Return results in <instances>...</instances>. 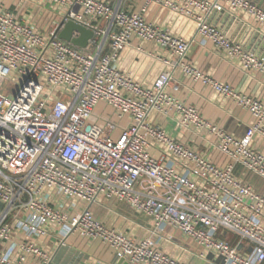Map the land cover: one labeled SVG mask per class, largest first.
<instances>
[{
    "label": "built area",
    "instance_id": "built-area-1",
    "mask_svg": "<svg viewBox=\"0 0 264 264\" xmlns=\"http://www.w3.org/2000/svg\"><path fill=\"white\" fill-rule=\"evenodd\" d=\"M36 1L59 17L48 31L0 8V264L31 258L53 264L32 243L3 248L16 232L42 238L55 229L61 244L78 234L105 244L126 264H184L158 248L157 238L170 230L199 247L201 258L213 253L222 264H264V195L237 175L242 168L264 180V154L254 147L256 138L264 139V101L206 75L188 58L193 42L145 18L151 4L164 6L193 22L196 37L244 73L264 78V59L210 23L214 14L228 13L264 32V9L249 0H147L141 13H130L106 0ZM68 22L93 31L86 49L60 39ZM134 38L175 59L150 86L118 67ZM176 69L249 113L253 121L245 134L230 135L172 97ZM7 83H18L14 97L6 94ZM100 104L118 120H131L118 137L117 125L97 121ZM154 114L174 116L181 131L214 137L228 163L218 165L176 140L152 123ZM102 199L126 203L153 220L152 236L136 240L103 224L91 210Z\"/></svg>",
    "mask_w": 264,
    "mask_h": 264
},
{
    "label": "crops",
    "instance_id": "crops-1",
    "mask_svg": "<svg viewBox=\"0 0 264 264\" xmlns=\"http://www.w3.org/2000/svg\"><path fill=\"white\" fill-rule=\"evenodd\" d=\"M106 1L130 13H141L147 3V0ZM249 1L264 9V0ZM0 8L12 11L20 20L29 22L42 31H48L59 20L55 12L40 5L36 0L30 2L0 0ZM145 18L173 35L193 42L188 58L206 75L218 81L228 82L238 91L264 101V78L259 74L244 73L210 42L196 37L197 29L193 22L155 3L149 6ZM210 23L231 40L241 43L247 51L264 59V32L253 21L242 16L216 13L210 18ZM167 62L173 64L175 59L170 57L164 49L134 38L131 46L121 54L118 67L124 73L130 74L137 82L150 86L163 72L172 70V66ZM173 76V83L169 89L172 97L189 107L198 109L205 120L222 128L230 135L242 137L245 134L253 121L249 113L231 102L220 99L203 84L187 79L180 69H176ZM95 117L101 124L113 122L117 125L113 132L114 137H118L131 122L129 118L118 120L113 110L105 104L97 107ZM151 120L154 125L165 129L173 138L191 146L216 164L225 166L228 163V159L217 150V141L214 137L179 130L174 116L166 118L160 114H154ZM254 147L264 154V139L256 138ZM237 175L264 195L263 179L250 175L242 168L237 169ZM56 203L62 204V202ZM85 207L82 204L77 211L80 212ZM91 210L103 224L130 234L136 240L151 237L155 228L153 220L135 212L128 204L116 200L102 199L91 206ZM17 214L19 218H22L21 212L15 215ZM222 236L229 242L234 238L235 244L238 243V239L231 234L224 233ZM62 239L59 229L50 230V234L42 238L16 232L14 239L5 244L3 250L12 244L32 243L47 252L53 264H126L125 260L117 257L111 248L99 241H92L78 234L69 236L64 244H61ZM157 243L160 250L184 264H222L221 259L213 253H208L205 258H201V249L177 231L170 230L157 238ZM27 264H41V262L31 258Z\"/></svg>",
    "mask_w": 264,
    "mask_h": 264
},
{
    "label": "water",
    "instance_id": "water-1",
    "mask_svg": "<svg viewBox=\"0 0 264 264\" xmlns=\"http://www.w3.org/2000/svg\"><path fill=\"white\" fill-rule=\"evenodd\" d=\"M78 32L80 34L79 38H73V34ZM94 36L93 31H90L74 22H68L63 31L60 33V39L72 44L75 47L86 49L88 42ZM4 209V204L0 202V212Z\"/></svg>",
    "mask_w": 264,
    "mask_h": 264
},
{
    "label": "rangeland",
    "instance_id": "rangeland-1",
    "mask_svg": "<svg viewBox=\"0 0 264 264\" xmlns=\"http://www.w3.org/2000/svg\"><path fill=\"white\" fill-rule=\"evenodd\" d=\"M18 91H19L18 83H14V84L13 83H7V85H6V94L8 96L14 97L17 94ZM230 241L235 244V239L234 238L230 239Z\"/></svg>",
    "mask_w": 264,
    "mask_h": 264
},
{
    "label": "trees",
    "instance_id": "trees-1",
    "mask_svg": "<svg viewBox=\"0 0 264 264\" xmlns=\"http://www.w3.org/2000/svg\"><path fill=\"white\" fill-rule=\"evenodd\" d=\"M231 243V245H233V246H236L237 244H234V243H232V242H230Z\"/></svg>",
    "mask_w": 264,
    "mask_h": 264
}]
</instances>
